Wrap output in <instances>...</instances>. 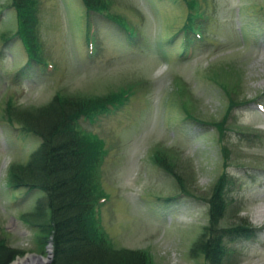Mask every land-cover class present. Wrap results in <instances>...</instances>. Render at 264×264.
I'll return each mask as SVG.
<instances>
[{
	"label": "rangeland",
	"instance_id": "obj_1",
	"mask_svg": "<svg viewBox=\"0 0 264 264\" xmlns=\"http://www.w3.org/2000/svg\"><path fill=\"white\" fill-rule=\"evenodd\" d=\"M111 1L110 11L129 21L133 37L105 17L92 15L89 22L80 0H38L44 66L28 64L20 40L1 38L17 24L9 0H0V228L24 252L10 264L27 256L52 264L54 252L51 243L40 248L36 232L21 221L42 193L7 186L9 166L26 163L39 146L3 119L7 100L36 108L57 94L96 96L118 88L130 95L125 106L78 122L104 142L96 172L107 198L99 217L112 247L146 252L153 264H203L189 252L208 222L202 200L227 164L233 203L223 224L242 218L259 233L230 243L226 264H264V217L258 215L264 207V111L258 109L264 106V0H197L206 17L196 20L202 38L190 56L176 34L189 11L185 0ZM216 80L227 81V95L241 103L224 138L209 125L222 120L228 105ZM183 88L200 123L177 104ZM157 153L190 183L191 196L179 193L155 164Z\"/></svg>",
	"mask_w": 264,
	"mask_h": 264
},
{
	"label": "trees",
	"instance_id": "obj_2",
	"mask_svg": "<svg viewBox=\"0 0 264 264\" xmlns=\"http://www.w3.org/2000/svg\"><path fill=\"white\" fill-rule=\"evenodd\" d=\"M185 1L189 11L182 29L176 34L183 35L184 45L181 47L183 51L190 52L194 42L202 38L196 20H202L206 13L201 11L197 0ZM80 2L89 22L92 15L102 16L114 22L127 39L136 34L127 19L110 11L111 0ZM37 5L38 0H9L7 8L13 10L17 27L13 32L2 34L1 38L5 42L20 40L29 65L35 62L47 66V62H42L44 59L37 33ZM93 33L94 29L91 28L90 34ZM216 83L224 90L227 81L216 80ZM227 86L233 89L234 94L239 93L234 86ZM224 92L228 103L224 117L218 123H207L216 128L221 137L228 130L231 113L241 104L236 98L231 99L226 89ZM183 93L184 88L176 96L177 104L185 117L200 123L196 121H201L200 118L190 114L187 108L190 100L184 99ZM129 100L130 95L120 88L96 96L57 94L47 104L36 108L19 107L12 97L7 100L3 119L8 124L18 125L24 134L39 141L38 148L26 163H12L9 166L7 186L14 191L24 189L27 193H42L33 207L21 215V221L36 232L40 248L52 244V264H153L146 252L113 248L111 240L101 229L100 207L107 197L99 186L96 170L106 151L100 138L83 131L78 125L80 119L93 120L110 108L125 106ZM223 150L226 154V148ZM154 162L173 177L179 193L191 196L187 186L190 183L186 182V185L182 176L175 173L173 164L160 158L158 153L154 156ZM232 184L225 164L209 197L202 200L208 208V222L202 227L189 254L192 258L201 259L203 264H226L230 243L258 233L246 219L238 218L233 223L223 224L233 203L227 196ZM23 254V251L10 246L7 234L0 228V264H10Z\"/></svg>",
	"mask_w": 264,
	"mask_h": 264
},
{
	"label": "bare ground",
	"instance_id": "obj_3",
	"mask_svg": "<svg viewBox=\"0 0 264 264\" xmlns=\"http://www.w3.org/2000/svg\"><path fill=\"white\" fill-rule=\"evenodd\" d=\"M259 217H264V207L258 210ZM48 259L45 258H37L33 256H27L24 258H19L12 264H48Z\"/></svg>",
	"mask_w": 264,
	"mask_h": 264
}]
</instances>
